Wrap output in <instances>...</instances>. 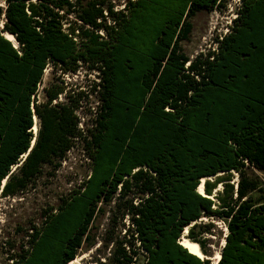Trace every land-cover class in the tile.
Masks as SVG:
<instances>
[{
  "label": "trees",
  "instance_id": "obj_1",
  "mask_svg": "<svg viewBox=\"0 0 264 264\" xmlns=\"http://www.w3.org/2000/svg\"><path fill=\"white\" fill-rule=\"evenodd\" d=\"M3 2L0 195L52 177L73 148L89 162L5 264H67L95 243L105 206L109 254L94 264H210L178 240L188 226L208 256L213 219L227 230L214 264H264V0H240L214 49L194 57L182 48L192 18L224 0ZM49 63L96 72L88 127L78 115L87 91L69 93L57 79L35 97Z\"/></svg>",
  "mask_w": 264,
  "mask_h": 264
},
{
  "label": "rangeland",
  "instance_id": "obj_2",
  "mask_svg": "<svg viewBox=\"0 0 264 264\" xmlns=\"http://www.w3.org/2000/svg\"><path fill=\"white\" fill-rule=\"evenodd\" d=\"M114 1L121 4V0ZM224 1L225 6L221 11H201L192 18V31L188 40L182 42L183 51L189 57H194L199 53L203 55L208 50L214 49L215 38L227 32L226 28L229 26V21L231 23V19L235 17L238 0ZM2 3L3 0H0V5ZM66 27V24H64V30H66ZM57 79H61L60 81H62L69 93H76L80 90L87 91V96L81 100V110H78V115L81 117L80 121H82V125L79 127L83 129L86 126L88 127L96 105V99L88 89L89 85L97 80L96 72L88 70L84 66H80L74 73H62L58 70L52 72L51 64L49 63L44 69L35 97L41 100L42 87L48 82L57 83ZM62 99L63 94H59L57 101ZM34 124L37 127L36 119H34ZM88 163L83 151L79 147L73 148L67 153L60 169L55 171L52 177L40 176L36 184L22 194L13 196L0 195V264L8 262L7 256L12 251L16 252L20 249V246H25L30 226L39 222L41 210L50 205L54 206L61 195L76 187L89 174ZM214 177L206 178L212 181ZM232 177L231 181L235 183L237 180L235 179L237 177L235 173H232ZM104 211V214L98 215L93 223L95 243L87 249L80 250L76 257L78 260L73 264H94L96 259L98 262L107 259L110 245L106 248L102 247V234L107 227L110 213L107 206L104 207ZM208 221H210L208 217H201L196 222ZM211 221L214 224L213 228L210 233H206L203 236V238L207 239L205 248L208 250L209 255H203L204 257L202 258H208L210 264H214L219 257L226 227L220 220L213 219ZM123 222L125 220H122ZM122 232H120V235Z\"/></svg>",
  "mask_w": 264,
  "mask_h": 264
},
{
  "label": "bare ground",
  "instance_id": "obj_3",
  "mask_svg": "<svg viewBox=\"0 0 264 264\" xmlns=\"http://www.w3.org/2000/svg\"><path fill=\"white\" fill-rule=\"evenodd\" d=\"M34 129L36 130L37 127L36 126L32 127V131ZM205 179H206V177H202L201 178L200 182L198 183V185L196 187V191L197 192H200V193L202 192L203 182H204ZM3 182H4V180H3ZM219 187H220V185L218 184L216 189H218ZM187 229H188V226H186L185 229L182 231V234H181V236H180V238L178 240L179 244L182 245L183 247H185L190 253L195 254L196 256H198L200 258L204 257L202 252L200 251V247H199L198 243L187 239V237H186ZM226 233H227V230H226ZM223 244H224V240L221 242V247H222ZM77 260H78V258H74L73 260L69 261L67 264H73Z\"/></svg>",
  "mask_w": 264,
  "mask_h": 264
},
{
  "label": "built area",
  "instance_id": "obj_4",
  "mask_svg": "<svg viewBox=\"0 0 264 264\" xmlns=\"http://www.w3.org/2000/svg\"><path fill=\"white\" fill-rule=\"evenodd\" d=\"M239 2H240V0H238V4H239ZM4 3V2H3ZM3 3H2V5H3ZM236 15V14H235ZM231 23H230V21H229V25H230ZM228 30V27L226 28V31ZM34 126H35V124H34ZM33 126V127H34ZM35 129L33 130V133L35 134ZM23 157H24V155H21V157H20V161L23 159ZM15 167V165L12 167V169ZM235 175H236V173H235ZM235 179H237V177H235ZM223 225H224V223H223ZM224 227H225V225H224ZM136 244L140 247V242L137 240L136 241ZM140 251L141 252H143V250L140 248Z\"/></svg>",
  "mask_w": 264,
  "mask_h": 264
},
{
  "label": "water",
  "instance_id": "obj_5",
  "mask_svg": "<svg viewBox=\"0 0 264 264\" xmlns=\"http://www.w3.org/2000/svg\"><path fill=\"white\" fill-rule=\"evenodd\" d=\"M14 38V37H13ZM15 40V39H14ZM16 41V40H15ZM224 242H225V236H224ZM223 246V245H222ZM220 254V253H219Z\"/></svg>",
  "mask_w": 264,
  "mask_h": 264
}]
</instances>
